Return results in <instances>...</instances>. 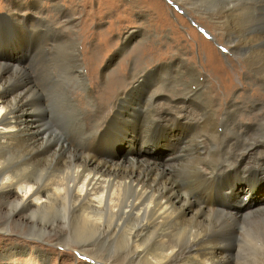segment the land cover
Here are the masks:
<instances>
[{
  "label": "bare ground",
  "instance_id": "6f19581e",
  "mask_svg": "<svg viewBox=\"0 0 264 264\" xmlns=\"http://www.w3.org/2000/svg\"><path fill=\"white\" fill-rule=\"evenodd\" d=\"M195 3L190 0L187 5ZM37 4L30 6L32 13L37 15L26 16L12 11L9 14L12 22L9 31L12 33H19L23 27L28 29L30 23V31L37 27L38 36L27 39L23 44L25 59L20 56L21 61L15 63L11 56H0V214L3 217L0 229L7 221L33 231L38 238L44 231L55 228L60 232L55 239L56 244L80 250L95 262L91 264H264V235L255 230L256 227L251 229V236L240 226L246 218L263 217L264 200L248 203L247 198L251 196V191L245 193L248 181L241 184L237 178H232L238 172V178L240 174L252 172L264 177V0H252L249 4L259 17L253 27L246 24L250 17V23L254 19L249 14L252 8L247 6L244 8L231 3L210 16L226 34L228 52L243 65L245 77L256 85L253 92L261 90V97H250L254 94L250 93L221 106L218 104L220 98L216 96L223 97L225 91L228 92V87L224 86L232 84L231 75L224 80L220 77L211 84L191 63L179 59L153 68L154 74L155 71L156 74L161 73L164 67L170 68L164 86L158 85L160 80L156 78L151 85L142 80L126 92L118 90L114 104L106 113L108 115L92 95L93 88L88 85V73L81 66L78 40L74 36L67 42L69 46L66 44L69 61L64 62L69 68L58 72L62 73L59 74L61 81L54 80L57 87L52 85L58 92L52 98L55 105H46L48 97H45L48 100L44 104L41 94L31 90L33 82L23 72L25 65L29 64V55L36 52V48L49 47L53 42L63 45L62 41L67 37L62 27H57L49 31H52L51 36L46 37V34L39 38L41 33L44 34L45 19L42 7ZM19 8L17 5V11ZM67 18L64 19L65 24L66 20L70 21ZM13 36L14 40L18 39L17 35ZM34 38L39 41L31 45ZM175 63L176 69L171 71ZM62 80L67 82L66 87H77L91 104L89 120L92 127L85 138L79 135L80 140L75 134L78 124L71 117H68L70 120L63 115V119L62 116L55 118L61 124V121L67 122L66 131L57 129L58 124L51 132L45 131V127V130L40 128L42 124L38 128L36 126L51 110L57 113L73 111L75 119L77 117L76 120L82 122L79 126L83 125V114L89 111L78 106L74 96L62 85ZM110 83L114 86L118 80L112 76ZM110 88L105 87L101 91L105 94ZM248 112H252L251 118L244 122ZM28 124L34 128L29 130ZM165 126L173 127V131L178 127L176 133L182 134L183 140L175 141V144L174 140H167L168 144L165 140V145L172 151L178 149L177 152H167L161 159L146 155L151 147L156 148L150 142L167 132ZM138 127L145 134L140 144L127 141L131 145L133 142L136 144L132 151L126 150L121 154L120 150H115L114 145L120 143L122 137L126 140L136 137ZM152 127L154 131L148 136ZM76 138L79 141L75 142ZM162 145L159 144V148ZM108 149L111 154L105 153ZM237 183L245 192L242 191L244 195L234 205L236 208L229 209L227 201L222 200L223 189L236 188ZM53 210L59 212V219H67L68 214L72 215L70 213L76 214L79 224L72 218L78 226L70 227L66 222L67 228L62 229L61 219L57 222L51 216L49 218ZM212 214L221 215V221L212 223ZM86 229L93 233L92 239L101 238L104 242L123 238L127 244V250L123 248L126 250L123 251L124 262L119 258L98 255L90 246L91 238L83 237L70 245L66 238L61 237L62 234L85 236ZM148 236L152 237L153 249L147 247V240L143 243V237ZM244 241L245 247L254 248L255 257L253 260L243 257L237 261L234 255L240 252ZM24 251L17 245L0 249L3 252L0 260H5L0 264H46L48 255L39 250L29 253L28 262L21 261L19 257Z\"/></svg>",
  "mask_w": 264,
  "mask_h": 264
},
{
  "label": "rangeland",
  "instance_id": "374dc122",
  "mask_svg": "<svg viewBox=\"0 0 264 264\" xmlns=\"http://www.w3.org/2000/svg\"><path fill=\"white\" fill-rule=\"evenodd\" d=\"M194 1L196 2L195 5H193L195 8H193L192 5H187V3L190 2V0L189 1L179 0V2L175 0H38L36 2L35 0H0V56H11L12 57L11 59L14 58L15 63H19V61H21V58L25 59L24 56L25 50L23 44L27 39L38 36L37 34L38 30H36L37 27L34 28L35 30L33 29L30 31L31 29L30 26L31 23H30L27 25L28 29H26V27H23L19 29V33L15 34L14 31L12 33L10 32L11 30L9 31V29L11 28L10 24L12 23L10 21L9 14L12 11L15 14L21 12L20 14L26 16H29L30 14L37 15V13H32L33 10L31 9L30 6L32 4L38 3L37 5L39 7H42L43 9L42 14L44 19L46 20V22L44 20L42 27V29L44 30V34L41 33L40 35L42 36H39V38L41 37L42 39V37H45L46 34L48 35V36L46 35V37H49V35L51 36L52 31L51 33L49 31L52 30V28L57 29V27H62V32L64 34L66 33L67 36L66 40H64V42L62 41L63 45L61 44V42L60 43L53 42L52 45L49 47L45 48L41 46L38 47V49L36 48V52L29 55L28 57V59L29 58L30 59L27 60L28 61L27 63H29L30 65L26 64L25 67L27 68L24 67L23 70L24 73L25 72L27 73V76H30L31 82H33L31 86L32 88L31 90L32 91L36 90L35 92L38 91L41 94L42 102L44 104L48 102L46 105L48 104H50V106L55 105L52 100L53 95H55L56 93L58 94V92L55 91L56 89L55 87H57L55 86L56 85L55 82L56 80L61 81L60 75H62V73L60 74L58 72L60 71L62 72L66 68L65 67L66 62H64V60L67 62L69 61V56H68L69 49L66 48L69 45L67 42L69 41L70 38H74V37L78 40L77 42V46L79 45L78 57L81 59V60L79 59L80 63L82 62L81 66L83 65L84 68L83 67L82 68L88 73L87 74L88 85L91 88H93L92 95L94 96L95 100L99 102V105L105 108L106 111L104 113L105 115H108L106 113L109 107H111L114 104L115 96H116L115 93L118 90H123L126 92L129 88H131L132 86L134 87L142 80L147 81L149 83L148 85H151L153 84V82L155 83L156 78L160 80L158 85L164 86L163 84L167 82V78H168L167 71L170 68L164 67L163 71L161 72L162 74L160 72L159 73L157 72L156 74L155 71L156 75L153 73V68L159 67L160 65H164V64L167 65V63H169L170 61H177L179 59H183L185 62L191 63L193 67H195V69L199 71L202 74V76H204L208 80V82L209 81L211 82V84L213 83V81L216 82L217 80H220V77L223 78L222 80H224L227 79L228 76L230 77L231 75L232 84H230L229 86H224V88L228 87L227 89L228 92L225 91L223 97L221 95L216 96L217 98H220L218 100V104L221 106H225L227 102L231 101V99L233 100L236 99L237 101V99H242L245 96H247V94L249 96L250 93H254L253 86L256 85L251 83V81H249L245 77V69L243 65L240 64V62L237 60V58L234 55L228 52L229 45L227 44L225 39L226 34L221 29V27L218 24H216L215 18L214 17L210 18V16H213L214 12H217L218 10L224 7L226 8L225 5L228 6V4L233 3L234 5H238L239 7L245 8L247 6V8L249 7L252 8V11L249 14L252 15L254 19L250 23L249 22V19H251L250 17L246 22V24L249 25L250 27L256 26L257 24L256 21L259 19V17L256 16L258 15L256 14L258 12L253 7L249 6L252 0H194ZM17 5L18 6L20 5L21 9L19 8V11H17L16 9ZM27 6L29 8H27ZM243 14H245L244 11ZM244 16L245 15H243V17ZM67 17H69L70 19ZM246 17H248V14L246 15ZM66 18L69 19L70 21L66 20L67 22L65 24L64 19ZM62 22L65 25H63ZM13 34L18 36L17 40H14L15 37L13 36ZM31 41H32L31 45H33V42H38L39 40L34 38L31 39ZM64 45L66 46L63 48H65L67 51L61 48ZM54 47L55 49L53 50ZM61 53H63V56L64 55L65 56L63 57ZM35 55H37V57H35ZM176 66L177 64L175 63L173 68H171V71L175 70ZM32 68L33 69L35 68L34 71ZM68 68L69 67L67 66L66 69ZM30 69L32 71H30ZM184 70L185 68L181 69V71ZM39 73L41 75H37ZM210 73L212 75H210ZM50 74L53 75L51 76ZM39 76L40 77L43 76V77L40 78ZM46 76L48 78L47 80L49 83L46 80ZM112 76L118 80V83L114 84V86L113 83H110ZM149 76L150 77L152 76V78H150ZM200 76L199 79L201 78ZM162 79L164 80V82ZM41 80H42V84H40ZM50 83L52 84L50 85ZM62 83H63L62 85L64 86L66 85L67 82L62 80ZM52 85H54L55 87ZM48 86H50V88L54 87L52 88L53 90L48 88ZM37 87H41L40 89L41 91ZM45 87L46 89L44 90ZM64 87L67 90H69L68 93L70 95L74 96V98L77 100L78 106L81 109L89 111L83 114L84 116L83 125L79 126V124L80 123L82 124V122L79 123V121L76 120L78 119L77 117L75 119V113L73 111L70 110L66 111L65 109L66 111L65 113H60V112L57 113L55 110L54 112L53 110H51L52 112L48 111V113H46L47 116H45L46 119L44 118L45 121L44 119L40 120L39 121L40 123L38 122V125L36 126L38 128L40 126L39 124H42L40 128H42L43 130L46 129L45 131L48 132H51L54 129L56 130V127L57 129L64 128L66 131L67 129L66 126L68 127L67 122L61 121L62 122L61 124L60 121H58V119L55 120V118H58L59 116L61 118V116L63 115L65 118H67V120L73 118L71 120L75 121L78 124L77 128L75 129L76 137L78 139L79 138L81 139V137L85 138L87 135H89V131L92 127L91 120H89L91 119L90 116L91 104H89L88 99L82 95V93L80 92L79 89H77V87H73V86H68V87L64 86ZM105 87H111V88L107 93L104 94L101 90ZM47 88L50 91L52 90L51 94H49L50 91H48ZM45 91L47 94L45 93ZM260 91L261 90L258 89L257 93L252 94V96L250 97L253 96L261 97ZM145 92L144 95L146 96L147 94ZM42 93L44 96L42 95ZM45 97L46 98L48 97V99L50 98L49 99L50 101L48 99L47 101ZM101 97L103 98L102 100ZM251 113L252 112H248L245 115L244 122H248L250 120ZM63 116L61 119L64 118ZM68 117L71 118L68 119ZM47 120H49L51 123ZM54 121L56 122V124ZM52 124L54 127L57 124L58 125L55 128H53V126L52 127L50 126ZM47 125H49L50 127ZM27 127L29 130H32L34 128V126H32L31 124L30 125L28 124ZM84 127L86 129H84ZM165 128L167 129L165 135L160 136L157 140L153 142H150V144L152 146H155L156 148L154 149L153 147H151L145 153L146 155H150L153 158L156 157V159H161L162 155L168 154L167 152H175V153L177 152L178 149L172 151V149L169 146L165 145V140L166 142L167 140H171V141L174 140L173 142L175 144L176 142H179V140H183L182 134L176 133V131L179 130L178 127H176L174 131H173V127L165 126ZM81 131H83V133ZM140 131L141 130L138 127V131L136 132V137L132 138V140L129 139L126 140L124 137H122L120 143L114 145L115 150L117 151L120 150L121 154H123L126 150L132 151L133 146H135L136 144H140L139 142L140 139L143 137V135H145ZM151 131H154L153 127L149 130L148 136L151 135V133H153ZM62 132L63 134H65L64 131ZM79 135H81V137ZM77 138L75 139V142L80 140V139L78 140ZM127 141H135L136 144L133 142L132 143L133 145H131ZM121 143L122 144L124 143L123 146L120 145ZM159 144H163L162 148H159ZM110 151L111 150L108 149L105 151V153L111 154ZM237 175H239V172L234 174L232 178H237L238 182H240L241 184H244L246 181H248V186H247L248 190L247 192H245L243 189L240 190L242 186H239L238 185L239 183H237L236 188L228 186L229 188L223 189L224 195L222 200L227 201L226 205L228 206L229 209L236 208L234 205L238 204L239 198H241V195H244V192L248 194V192L251 191L250 194L251 196L247 198L248 203H256L259 202V200H264V177H261L260 174H258L257 172L240 174V178H238ZM236 189L238 191H236ZM230 198L231 200H229ZM51 213L52 214L49 215V218L52 217L51 219L52 220L55 219L57 222H60V219L61 221H63L59 223L62 229L67 228L66 222L70 227L78 226L80 222V220H78L79 218L76 219L77 215L74 214L75 215L74 216L73 213H70L73 216L68 214V216H70L71 218L70 217L68 218L67 216V219H62V218L59 219V214H57L59 212L57 210L56 211L53 210V212ZM220 216L221 215L219 214L218 215L212 214L210 221L212 223L220 222L221 221ZM262 216L263 217L256 216L253 219L246 218L241 223L240 226H242L243 230L246 231V234L249 233L251 236H253V234L251 233L252 232L251 229H255L256 227L257 228L255 230H259V232L264 235V215ZM72 217L78 222V224L77 222H75V220ZM2 218L3 217L0 214V223L2 221ZM6 223L8 225L4 224L3 228L0 229V249H4L5 247L8 248L9 246H16V245L19 248L25 249L23 255L19 257L21 261L28 262L29 253L34 254L36 250L42 251L43 253L48 255L46 264H91V262L93 261L87 254L85 255V253L75 249L73 246L66 248L60 244H56L55 239L57 235H60V232L57 231L55 228H51L48 231L47 230L44 231L42 236L40 235L37 238L35 233L33 231H29V229L27 228H19L7 221ZM62 223H65V225ZM119 230L120 228L117 230V233L119 232ZM91 234L93 233L91 231L88 232L87 230L85 236H74V235L67 236L66 234H62L61 237L66 238L65 240L68 242V244L73 245L75 242L83 239V237L85 239L86 238L92 239L93 237ZM143 238H145L143 239V243L147 240L146 242L147 247L153 249L154 244L152 237L148 236L147 238L146 237ZM91 239H89L91 243L90 246L94 249V251L98 255H102L105 257L119 258L120 260L122 259L124 262L125 257L123 256L124 255L123 251L127 250L126 249L127 244L125 243L123 238L121 240V237L120 238L118 237L117 241L115 242H111V241L104 242L101 238L97 240L96 239L91 240ZM93 240L96 241L93 242ZM244 247H245V241L242 243V249ZM123 248L126 250H124ZM242 249H240V252L239 251L237 252L240 255H237V253L234 255V259L240 261L242 260L243 257H250L253 260V258L255 257L254 248L252 246H246L243 250ZM2 254L3 252L2 253L0 252V258ZM4 261H5L4 259L0 260V263H3ZM246 262L251 263L250 261H246ZM103 263L111 264L109 262H103Z\"/></svg>",
  "mask_w": 264,
  "mask_h": 264
}]
</instances>
